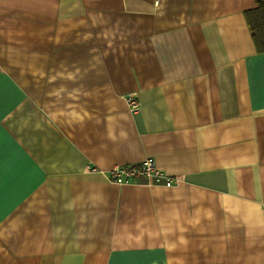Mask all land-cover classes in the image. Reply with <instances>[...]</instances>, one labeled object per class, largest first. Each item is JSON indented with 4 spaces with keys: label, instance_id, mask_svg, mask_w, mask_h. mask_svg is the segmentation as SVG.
I'll return each mask as SVG.
<instances>
[{
    "label": "crops",
    "instance_id": "1",
    "mask_svg": "<svg viewBox=\"0 0 264 264\" xmlns=\"http://www.w3.org/2000/svg\"><path fill=\"white\" fill-rule=\"evenodd\" d=\"M255 2L0 0V264H264Z\"/></svg>",
    "mask_w": 264,
    "mask_h": 264
},
{
    "label": "built area",
    "instance_id": "2",
    "mask_svg": "<svg viewBox=\"0 0 264 264\" xmlns=\"http://www.w3.org/2000/svg\"><path fill=\"white\" fill-rule=\"evenodd\" d=\"M127 102L131 109H137L138 101L129 96ZM145 178L147 182L163 181L166 186H171L179 181V177L165 176L159 171L151 159H145L137 164L117 165L110 170V180L122 185L135 182L138 178Z\"/></svg>",
    "mask_w": 264,
    "mask_h": 264
},
{
    "label": "trees",
    "instance_id": "3",
    "mask_svg": "<svg viewBox=\"0 0 264 264\" xmlns=\"http://www.w3.org/2000/svg\"><path fill=\"white\" fill-rule=\"evenodd\" d=\"M244 17L257 52H264V0H256L252 9L245 11Z\"/></svg>",
    "mask_w": 264,
    "mask_h": 264
}]
</instances>
